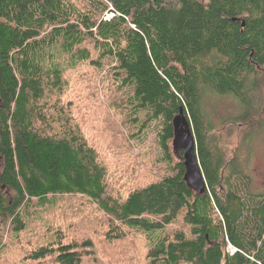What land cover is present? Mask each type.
Wrapping results in <instances>:
<instances>
[{"label":"trees","instance_id":"16d2710c","mask_svg":"<svg viewBox=\"0 0 264 264\" xmlns=\"http://www.w3.org/2000/svg\"><path fill=\"white\" fill-rule=\"evenodd\" d=\"M261 81L264 0H0V264H264V188L239 160L245 136L228 152L203 109L206 93L231 97L244 124ZM99 95L113 110L101 150L83 129ZM180 110L201 194L171 153ZM148 133L164 174L109 194L103 150L137 180Z\"/></svg>","mask_w":264,"mask_h":264},{"label":"rangeland","instance_id":"374dc122","mask_svg":"<svg viewBox=\"0 0 264 264\" xmlns=\"http://www.w3.org/2000/svg\"><path fill=\"white\" fill-rule=\"evenodd\" d=\"M106 15H109V13H105L104 17H106ZM261 82L263 84V90L262 92L260 91L258 102L261 104V109H259L260 113H257L255 116L248 115L245 119H243L244 124H241L238 120L233 119V117L241 114L242 110L239 109L240 106H238L236 101L231 97H221L212 95L211 93L203 95V109L207 117L206 119L209 123H211L213 128L210 133H215L219 136L220 140L223 141L222 145L224 149L228 152H233V150L239 146L241 139L245 136L244 141L241 144V151H239V160H243V158L246 159L247 157L246 173L252 180V189L255 192L261 191L264 188V81ZM95 104V107L91 105L87 106L85 109L86 125H83V129L90 141L89 143L95 148L97 147L101 150V148L103 149L105 147V143L100 134V128L102 126L100 120L105 115L113 113V110L110 109L106 99L102 95L98 96V100ZM101 105L103 107H101ZM94 108L99 110L100 114H93L92 110ZM78 115L79 111L77 110L76 116ZM255 122H261L262 124L257 129L249 128V126H256L258 124H254ZM121 132L124 137L128 134V130H126L123 126L121 127ZM146 135L147 137L143 141L148 145L146 148V152L147 150L148 152L145 158H142V156L139 155L141 157L139 158L141 163L138 165V168L140 169L137 170V174H139V178L137 180H133L129 174H122L119 177V170L116 167L110 166L114 158L103 150L105 156L103 163L107 166L108 171L110 172L107 190L109 194L117 195L120 191L125 192L129 190L136 182L149 180L151 177L158 178L164 174L165 167L163 163L161 161H157L159 157L157 149L154 145V136L152 133H148ZM135 142L136 140L130 141V145L133 148L130 152L132 156H137L139 154V148L136 147ZM170 148L172 153L171 144ZM103 152L101 153V156ZM114 156L116 157V155ZM137 164L138 163H134L133 159L131 165L137 168ZM67 201L71 202L74 200L69 198ZM37 221L39 222L38 218L34 224L30 225L27 235L32 236L37 234L38 229L42 231L43 227L40 225H42L43 220L39 223H36ZM9 256H11V254H9Z\"/></svg>","mask_w":264,"mask_h":264},{"label":"water","instance_id":"95a60500","mask_svg":"<svg viewBox=\"0 0 264 264\" xmlns=\"http://www.w3.org/2000/svg\"><path fill=\"white\" fill-rule=\"evenodd\" d=\"M172 152L176 158L182 152L183 164L185 167L184 181L187 186L196 193L201 194L206 184L196 153L195 137L191 125L183 111L173 119V139L171 142Z\"/></svg>","mask_w":264,"mask_h":264},{"label":"built area","instance_id":"2783aa9c","mask_svg":"<svg viewBox=\"0 0 264 264\" xmlns=\"http://www.w3.org/2000/svg\"><path fill=\"white\" fill-rule=\"evenodd\" d=\"M113 14L106 15V17H104V19H109L110 17H112Z\"/></svg>","mask_w":264,"mask_h":264}]
</instances>
